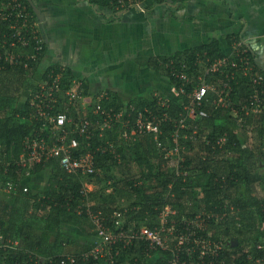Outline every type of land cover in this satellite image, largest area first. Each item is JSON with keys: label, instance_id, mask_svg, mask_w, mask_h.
<instances>
[{"label": "trees", "instance_id": "1", "mask_svg": "<svg viewBox=\"0 0 264 264\" xmlns=\"http://www.w3.org/2000/svg\"><path fill=\"white\" fill-rule=\"evenodd\" d=\"M21 1L27 6L29 27L14 29L10 23H4L1 27L3 34L10 37L19 36V32H22L21 35L31 44L25 51H15L16 61L5 60V47L0 55V182L10 181L17 185L13 193L0 189V264H61L68 254L70 243H78L65 234L63 228L79 223L78 215L73 210L83 200L81 190L84 184L99 186L114 180L112 166H127L130 161L138 164L139 179L134 181L120 177L114 183L116 191L121 192L119 197L114 193L105 195L100 191H91L89 201L94 211L100 210L104 215H109L128 209L125 227L138 230L144 222L154 227L160 212L170 204L177 209L178 218L195 219L201 214L205 219L206 228L198 230V240L223 242L224 251L214 258L207 255L209 261L216 264H251L248 259L250 253L264 255V250H258V246H264V113L238 123L228 113L211 111L209 117L194 121L201 140L194 143L182 138L180 145L170 137L174 129L172 124L162 123L163 134L159 137L163 143L161 149L153 134L141 135L134 143L119 140L120 127L117 125L111 136L117 146L116 154H98V169L91 176L69 175L58 161L37 164L27 169L19 165L27 140L46 138L50 133L51 124L45 127L46 119L38 115L39 109L32 100L40 80L49 72L63 73V86L67 89L75 78L70 68L45 63L48 46L44 41L40 9L33 0ZM85 1L93 7H106L115 11L130 10L146 0ZM154 1L163 5L170 0ZM5 3L6 0H0V7L5 6ZM37 36L43 38L42 43L36 40ZM227 42L232 44V37H228ZM249 51L254 60V53ZM25 54L35 55V58L19 59V55ZM197 55H201L204 62L200 69H205L210 62L223 57L225 53L220 41L214 39L172 56L155 57L151 66L169 76L164 62L185 58L194 60ZM254 64L256 69L253 75H264V71ZM240 80L241 83L249 82L247 78ZM175 82L174 79L170 80L171 85H176ZM239 90L242 100H246L247 87L241 84ZM115 101L114 106L124 105ZM186 102V97H182L173 101L169 108L161 110L150 98L135 105L142 109L148 106L160 115L167 111L176 115ZM66 108H71L73 116H78L77 104L64 102L59 106L61 111ZM190 125L189 121L182 131L191 132ZM226 133L229 141L222 149H214L210 146L212 142L207 143V140L215 143L217 137ZM177 146L181 149L180 155L185 158L182 162H178L175 156L174 159L166 157V153ZM45 173H50L46 180L47 187L36 192L34 185L37 182L31 178L39 176L42 179ZM25 188L28 192L24 191ZM255 188H258L259 195ZM124 193L137 196L136 201L132 202L129 197L127 200H130V205L121 206L122 202L127 201L123 200ZM80 217L87 218L85 214ZM9 240L17 244L10 245ZM198 245L192 243V249L197 250ZM83 247L81 252L85 253L92 248L91 244ZM140 248H128L115 258V264L124 263L128 254L132 256L127 260L128 263L139 256V264H169L172 258L171 251L160 248L151 252L152 259H145L141 263L145 257L144 247ZM191 252H185L183 257L189 256ZM102 261L104 263L105 260ZM93 262L95 260L90 257V264Z\"/></svg>", "mask_w": 264, "mask_h": 264}, {"label": "built area", "instance_id": "2", "mask_svg": "<svg viewBox=\"0 0 264 264\" xmlns=\"http://www.w3.org/2000/svg\"><path fill=\"white\" fill-rule=\"evenodd\" d=\"M27 18V6L21 0H6L5 6L0 7V39L6 38L0 40V55L5 47V60L16 61L15 51H25L31 43L21 35L22 32L15 37L3 34L2 25L10 23V27L23 30L29 27ZM39 37L36 40L42 43L43 38ZM233 45L232 54L215 59L205 69H200L204 63L201 55H197L194 60L185 58L164 62L168 77L174 79L176 85H171V93L168 95L155 92L153 100L161 110L169 108L173 101L186 97L188 102L181 105L176 115L168 111L162 115L156 114L148 106L142 109L135 104L124 108L111 106L107 103L109 95L106 93L96 101L89 99L82 80L74 78L72 85L66 89L63 86V73L49 72L40 80L32 100L39 109L38 115L46 119L45 127L51 124L50 133L46 138L27 140L19 165L27 169L37 164L58 161L69 175L91 176L98 169V154H116L117 146L111 136L117 125L120 127L119 140L130 142L133 137L153 134L161 149L163 143L159 137L163 134L162 123L170 122L174 127L170 137L175 143L179 144L182 138L196 143L201 139L194 121L209 117L211 111L228 113L238 123L264 113V75H253L255 61L242 39ZM26 55H19V59L35 58V55ZM241 78H247L249 82L241 83ZM241 84L247 87L246 100L240 97ZM64 102L77 104L78 116H73L71 108L61 111L59 106ZM189 121L192 131L183 132ZM228 138L226 133L217 137L215 143L211 140H207V143L212 142L210 146L214 149H222L227 145ZM180 151L177 146L169 150L166 157L174 159L175 156L178 162H182L185 158L180 155ZM26 173L30 176L29 170ZM16 188L13 182H0V189L7 193L15 192ZM93 190L92 185L84 184L81 190L83 200L73 211L78 216H87L100 241H95L87 253L67 254L61 264H90V257L95 260L92 264H101L103 259L109 264H115V258L122 254V250L131 247H144L145 258L141 263L153 258L152 251L162 248L172 252L169 264H216L209 261L207 255L214 258L224 251L223 242H204L196 238L198 230L206 228L201 214L195 219L178 218L177 209L168 204L160 212L154 227L144 222L138 230L133 227L126 229L125 213L128 209L109 215H104L100 210L94 211L89 201V193ZM24 191L28 192V189ZM192 243L200 244L197 250L192 249ZM9 244L15 245L17 242L9 240ZM258 250H264V246H258ZM189 251H192L191 254L183 257ZM248 259L251 264H264V255L250 253ZM139 263L137 258L128 264Z\"/></svg>", "mask_w": 264, "mask_h": 264}, {"label": "crops", "instance_id": "3", "mask_svg": "<svg viewBox=\"0 0 264 264\" xmlns=\"http://www.w3.org/2000/svg\"><path fill=\"white\" fill-rule=\"evenodd\" d=\"M33 3L43 18L48 46L45 63L51 60L70 68L84 82L89 99L96 101L106 93L111 106L114 99L124 108L153 100L155 92L170 94V79L152 68L153 58L172 56L214 39L225 54H232L239 37L264 71V0H170L163 5L148 1L145 10L115 11L93 7L85 0ZM70 227L64 226L63 231L74 237Z\"/></svg>", "mask_w": 264, "mask_h": 264}, {"label": "rangeland", "instance_id": "4", "mask_svg": "<svg viewBox=\"0 0 264 264\" xmlns=\"http://www.w3.org/2000/svg\"><path fill=\"white\" fill-rule=\"evenodd\" d=\"M148 1L155 3L154 0H146L144 3H146L148 5ZM143 4H140L138 7H143ZM137 7V8H138ZM49 62L51 63V60H49ZM141 136V135H140ZM140 136L137 137H133L134 139H132V141H130L129 143H134L137 142L138 139L140 138ZM142 151V150H141ZM112 170H111V174L114 175L115 179L108 181L102 185L97 186V184H93V189L96 191H100L102 193H104L105 195H109L111 193H114L115 196L119 197V195H121V192L116 191L115 189V182L120 180V177L122 178H128L129 180H134L136 181L137 179H139L140 177V169L139 166L136 162L130 161L129 165L125 166L123 164H119L118 166H112ZM50 177V173H45V175L42 176V179H40V177L38 176L37 178L40 179V181H44L41 182L40 184L36 183L34 185V188L36 189V192L42 191L46 188V180ZM30 183V182H28ZM90 185V184H89ZM45 186V187H44ZM90 189V188H89ZM101 189V190H100ZM256 193L259 195V190L258 188H255ZM116 197V198H117ZM124 197L123 200H127V198L131 197L132 202L136 201V197L137 196H133V195H129L128 193H124ZM122 200V199H121ZM97 202V201H96ZM96 202H94L96 204ZM93 203V204H94ZM130 200L128 199L127 201L122 202L121 206H129L130 205ZM79 218V223L78 225H71L69 232L71 235H74V237H72V239L76 240L78 243H70V245L68 246V254L73 255V254H79L83 249L86 244H91V246L93 245V243L95 241H100L99 237H96V232L94 231V227L92 222L87 219L86 217H80ZM80 229H79V228ZM86 230V232H85ZM74 233V234H73ZM89 233H94L93 236H89ZM83 234V235H82ZM77 235H81V236H77ZM125 250H122V252H124ZM71 252V253H70ZM81 253H85V252H81ZM80 253V254H81ZM131 255L128 254V259H131ZM140 258V256L138 257V259ZM127 259V260H128ZM127 260L122 263V264H128ZM106 261H104L105 263ZM103 261L101 264H104Z\"/></svg>", "mask_w": 264, "mask_h": 264}, {"label": "clouds", "instance_id": "5", "mask_svg": "<svg viewBox=\"0 0 264 264\" xmlns=\"http://www.w3.org/2000/svg\"><path fill=\"white\" fill-rule=\"evenodd\" d=\"M141 4H143V3H141ZM145 4V3H144ZM140 5V4H139ZM138 5V6H139ZM138 6H135V7H133V8H137ZM138 8H140V9H142V10H145L143 7H138ZM148 10V9H147Z\"/></svg>", "mask_w": 264, "mask_h": 264}]
</instances>
